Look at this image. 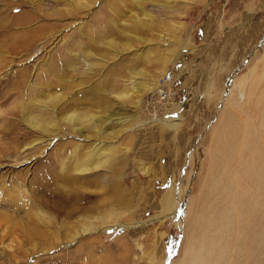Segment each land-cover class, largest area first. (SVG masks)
Listing matches in <instances>:
<instances>
[{"label": "rangeland", "instance_id": "374dc122", "mask_svg": "<svg viewBox=\"0 0 264 264\" xmlns=\"http://www.w3.org/2000/svg\"><path fill=\"white\" fill-rule=\"evenodd\" d=\"M87 1L90 6L79 12L57 15L73 5L0 0V264H190L197 254L204 264H264V178L258 170L264 164V0H172L171 8L161 5L165 0H145L158 25L179 26L153 42L160 52L150 64L139 59L145 45L114 59L95 42L128 41L119 29L156 40L151 32L158 27L122 24L132 21L131 11L142 15V8L130 0H119L117 11L106 9L105 0ZM71 49L78 52L77 73L60 90L64 104L78 107L67 112L102 110L87 100L95 99L90 93L75 101L100 75L108 77L102 91L122 87L134 69L146 70L151 82L159 79L155 90H170L159 112L148 103L150 93L136 108L104 93L112 113L133 119L124 125L132 129L108 140L117 145L110 165L84 174L75 186L42 180L79 143L78 159H87L98 139L84 135L96 132L81 128L75 134L62 122L64 129L49 140L23 122L28 99L51 78L50 62L69 64ZM88 50L107 59L103 73L83 70ZM173 112L182 117L175 129L161 121ZM121 127L109 124L105 133ZM39 137L43 143L31 146ZM68 174L76 176L72 168ZM16 180L24 182L13 185ZM169 192L171 203L164 202ZM71 206L81 211L68 217ZM163 212L164 218L150 220ZM124 222L142 224L103 231Z\"/></svg>", "mask_w": 264, "mask_h": 264}, {"label": "bare ground", "instance_id": "6f19581e", "mask_svg": "<svg viewBox=\"0 0 264 264\" xmlns=\"http://www.w3.org/2000/svg\"><path fill=\"white\" fill-rule=\"evenodd\" d=\"M57 2H65L67 4L73 5V8L69 7H62L58 10H55L54 13L58 14H66L71 13L73 11L79 12L80 10L87 8L90 6V3L87 0H56ZM103 1V0H102ZM123 1H121V5H123ZM132 4L134 3L136 6L142 8V15H139V13L135 11H131L133 18L132 21L125 22L123 21L122 24H126L129 28H133L134 26L137 27V25H140L143 27V30H148L149 28L152 30L155 27H158L160 31L155 32L154 30L151 33H156L157 38L156 40L153 38H144L142 36L124 31L119 29V33L123 35V37H126V42L120 43V41L116 40L114 37L106 39L103 43L98 42L95 40L96 44L104 45L107 47V49L111 52L110 56L112 58L117 59L121 54H124L126 52H132L135 49H137L136 46L145 45L147 47L146 52L142 53L139 57V59L146 64H150L153 62V59L158 60L157 57H159V52L157 48L151 46L153 42H158L161 37L166 36L169 34V30H171L173 27H179L173 21H161L160 25L156 22V17L154 14L146 11L144 9V2L145 0H130ZM166 2L161 3V5H168L170 1L172 0H165ZM119 0H105L103 2L104 7L107 9V5L109 6V9H114L115 11L118 10ZM170 5V4H169ZM120 6V5H119ZM172 6H168L167 8H171ZM168 10V9H167ZM167 12L171 13L173 12L171 9ZM166 15V13H165ZM145 18L148 20L150 19L152 23L149 24V22H145ZM160 19V18H159ZM115 28H119L116 26V24H113ZM113 30V29H112ZM138 30V29H137ZM168 40L170 39V42L172 41L171 37H167ZM131 39L132 41H135L136 43H132L129 41ZM175 41V40H174ZM177 41V40H176ZM169 42V43H170ZM167 43V44H169ZM180 43V42H179ZM186 43H181L179 46L184 48V45ZM91 47V46H89ZM187 47V45H186ZM69 54L67 57V60L69 64L66 61L58 60L55 58L50 62V67L48 64V69H46L47 75L49 76V80L40 82V88L41 91L38 95H32L31 98L28 99L29 106H30V113L24 117L23 122L28 125L32 130L38 133H42L44 135L50 136V135H57L61 130L64 128L60 127L62 122H66L71 126V129L73 133L76 134L81 128H86L88 130H93L96 132L94 135H84L87 139L89 138H97L94 143H92L90 148L88 149V158L82 161H79V146H84V144L79 143V146H75L71 152L70 155L67 156L66 159L62 160V163H60V169L56 170L55 173H47L43 183H51L56 180H64L67 182V184L71 185H77L79 182H81L82 177L84 174H90V173H98L99 171H102L103 168L107 166V164L110 165L111 160L115 157V149L117 148V145H114L113 143L108 142V140H112L113 138L117 136H122V134H125L128 130H131L132 128L127 127L124 128V125L129 124L132 122V118L129 116H116V113H112L113 110L111 109V104L109 101V98H106L104 96L108 95L109 97H114L120 104L124 105H130L132 107H137L141 104L142 99L146 95V93H150L153 90H155L157 87L156 85L159 82V79H153L151 82L150 79L152 77H149L150 74L146 70L139 69L138 71L130 70V79L124 85L120 88H106L103 91L99 90L98 87H102L104 84H106V81L108 80V77L100 75L93 79L95 81L94 84H91L90 87L86 91H83V88L80 89L78 92V97L75 99L85 101L84 94L90 93L92 94L95 99H87L89 101L95 102L94 105L97 103L96 107H102V110L100 112H93L90 110H73L70 112H67L69 109H75V107H78L76 105H73V101L67 102L68 104H64L66 96L64 93L60 90L63 89V86H66L65 84H69L70 82L73 83L72 79L76 75L77 66L73 63L74 57L78 58V52H74L72 49L69 50ZM171 52V51H170ZM174 48L172 51V54H174ZM81 54V51H79ZM84 53H82L83 55ZM61 58V55H60ZM91 60L89 61V59ZM104 56H98L96 52L92 50H88L85 52V57L81 58L82 63H84L83 70L88 73H97L98 69H100L98 72L103 73L104 69H106V64L101 62L104 61ZM162 58V57H160ZM107 60V59H106ZM68 65H66V64ZM60 64V65H59ZM58 70L53 71L54 68L57 66ZM67 66V67H66ZM165 66V64L163 65ZM165 68V67H164ZM97 69V70H96ZM165 69H162L161 71H164ZM67 71H70L71 73H67ZM160 71V72H161ZM45 72V71H44ZM163 74H166V71L162 72ZM68 75V77L66 76ZM53 78V79H52ZM74 80V79H73ZM93 81V82H94ZM84 80H81L80 83H83ZM84 84V83H83ZM83 84H80L82 86ZM33 86V85H32ZM53 88H56L55 92H51L50 90H54ZM68 89V88H67ZM103 92V93H102ZM68 100V99H67ZM168 100V99H167ZM69 101V100H68ZM73 103V104H72ZM79 103V102H78ZM90 103V102H89ZM264 104V103H263ZM182 117L178 115L177 112L170 113L165 118L161 119L163 124L168 128H176L181 121ZM106 124H122L123 127L119 129L110 130L105 133V129L108 125H104L103 122L106 121ZM81 124L82 126L78 125ZM84 126V127H83ZM121 126V125H120ZM223 127V126H222ZM226 130V129H225ZM233 131V130H232ZM234 132V131H233ZM242 133V132H241ZM245 133V132H244ZM43 135V136H44ZM234 135V133H233ZM39 136V135H38ZM42 136V137H43ZM41 137V136H40ZM37 139L32 141L31 146H35V144L43 143L42 139ZM55 137L48 138L49 140L54 139ZM108 138V139H107ZM45 139V140H48ZM86 140V139H85ZM228 140V139H227ZM230 141V140H229ZM46 142V141H45ZM261 144V143H260ZM263 144V143H262ZM120 145V144H119ZM224 146V145H223ZM243 146V144H242ZM245 146V145H244ZM243 146V147H244ZM246 147V146H245ZM227 150V149H226ZM227 152V151H226ZM58 157V156H57ZM253 163V162H252ZM72 168L75 171L76 176H70L68 174L69 169ZM107 168V167H106ZM254 171H261L264 178V164L263 166L257 170V167L253 165ZM53 169V168H52ZM46 170H51L47 169ZM260 172V173H261ZM259 173H257L258 175ZM102 174L97 175L100 177ZM107 175H103V178L101 180H107L105 177ZM260 176V175H259ZM262 178V177H261ZM15 180V179H14ZM97 180V179H96ZM3 181V180H2ZM24 181L16 180L13 182V185H17V183L23 184ZM63 182V181H62ZM100 182V181H99ZM109 182V180L107 181ZM2 184L0 180V185ZM47 185V184H45ZM58 186V185H57ZM2 188V185L0 186ZM232 194V193H231ZM173 194L170 192L168 193V197L165 199L164 202H172L173 200ZM17 203V202H16ZM34 203L39 204L40 202L36 199L34 200ZM42 203V202H41ZM18 207L17 204H14ZM72 207V206H71ZM78 211H81V208L72 207V209H69L66 211L67 216L71 217L78 213ZM165 217V212L161 213V215L151 218L150 220L154 219H160ZM239 217V216H238ZM241 220V218H240ZM238 222V221H237ZM142 223L139 222H124V223H116L112 225H107L103 228V231H110L112 229H115L118 225L122 227H130L131 225H140ZM238 232V231H237ZM211 252V251H209ZM213 253H211L212 255ZM198 255V254H197ZM197 255L193 256V261H191L190 264H204V256L199 255L201 257H198ZM217 255V254H216ZM203 257V258H202ZM209 257V255H208ZM213 258V255H212ZM216 258V257H215ZM206 259V257H205ZM211 259V256H210ZM215 261V259H214ZM213 262V260H212ZM209 264V263H208ZM213 264V263H212ZM215 264V263H214Z\"/></svg>", "mask_w": 264, "mask_h": 264}, {"label": "built area", "instance_id": "2783aa9c", "mask_svg": "<svg viewBox=\"0 0 264 264\" xmlns=\"http://www.w3.org/2000/svg\"><path fill=\"white\" fill-rule=\"evenodd\" d=\"M170 90L163 85L159 87L157 90H154L153 92H150L148 96V103H155L156 105L153 106V112H159V107L161 104L166 103L167 99L170 96Z\"/></svg>", "mask_w": 264, "mask_h": 264}]
</instances>
